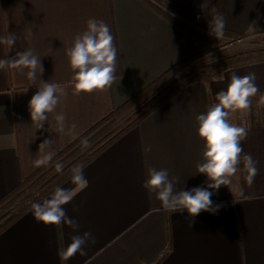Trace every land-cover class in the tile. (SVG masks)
I'll return each mask as SVG.
<instances>
[{"label": "crops", "instance_id": "crops-1", "mask_svg": "<svg viewBox=\"0 0 264 264\" xmlns=\"http://www.w3.org/2000/svg\"><path fill=\"white\" fill-rule=\"evenodd\" d=\"M170 1L204 22L222 14L225 29L234 32L264 23V0H209L207 8L201 7L204 0ZM93 18L104 21L114 36L115 79L102 91L77 95L66 50ZM9 33L16 35L17 43L11 51L0 44V58L31 49L41 58L44 72L30 80L27 69L0 70V199L39 168L34 166L37 158L50 151L56 155L173 63L209 52L207 44L142 0H0V37ZM250 65L186 86L113 141L84 166L88 187L64 205L78 221L79 233L67 225L38 222L30 208L0 233V264H264L262 70L255 73L259 92L250 98L251 109L239 125L247 130L243 153L258 161L254 183L246 182L241 163L232 182L211 197L214 205L223 207L215 214L201 212L192 227L186 210L154 211L161 208L160 201L142 187L148 168L168 169L170 177L178 178V189L207 186L208 178L197 167L205 148L196 117L218 102L216 94L226 90L233 73L241 76ZM41 80L65 89L66 96L39 129L31 121L28 103ZM60 112L68 126L76 125L73 134L55 131L54 117ZM45 140L53 143L40 150ZM60 187L75 186L70 178ZM86 231L95 237L86 255L61 259L58 249L70 243L71 235Z\"/></svg>", "mask_w": 264, "mask_h": 264}, {"label": "clouds", "instance_id": "clouds-1", "mask_svg": "<svg viewBox=\"0 0 264 264\" xmlns=\"http://www.w3.org/2000/svg\"><path fill=\"white\" fill-rule=\"evenodd\" d=\"M209 0H204L201 5L208 7ZM226 21L222 14H216L209 21V35L216 39L222 38ZM17 43L15 34H8L0 37V44L6 45L9 51ZM69 64L74 71L73 79L74 94L92 93L102 91L113 83L117 63V48L114 45V36L110 27L104 21L89 19L87 29L81 35L75 37L73 45L66 50ZM27 69V77L35 80L37 72L40 76L44 72L41 58L34 54L33 50L17 51L14 56L0 58V70ZM256 74L248 73L240 76L233 73L226 90L216 94L217 103L211 105L205 113L196 117L198 124L197 134L204 141L203 162L199 164L198 173L204 174L209 183L206 187H194L190 190L178 189L179 180L177 177H170L168 169L148 168L147 178L142 187L150 193H154L161 209L170 213L187 211L190 218V227L194 218L201 212L215 214L223 205L213 204L211 197L220 186L229 185L231 178L243 169L246 172L245 180L251 185L254 183L259 169L258 161L254 160L251 154L243 153L241 142L247 137V130L229 122L230 112L239 111L241 116L246 115L251 109V97L256 96L259 88L256 85ZM66 96L65 89L56 84L41 80L40 87L31 97L28 108L31 121L35 122L38 128H42L48 120V114L55 112L61 99ZM260 103L264 104V94L261 95ZM55 131L62 135L73 134L76 125L68 126L66 116L63 112L57 113L54 117ZM52 140H45L39 145L43 150L50 146ZM82 150L91 147L88 139L81 141ZM150 151V147L145 149ZM243 153V155H242ZM54 152H48L34 161L35 167L48 165ZM56 171L61 172L64 168L62 163L56 164ZM71 182L74 188L57 186L50 198L42 203L31 204V212L38 222L45 225L63 227L67 225L74 232L79 233L80 225L77 220L67 214L64 205L70 203L77 191L88 187L89 181L84 174V165L76 164L71 168ZM208 189H212L209 191ZM95 243V237L89 231L82 234H74L70 237V243L64 248L58 249V256L67 260L80 253L86 255L88 243Z\"/></svg>", "mask_w": 264, "mask_h": 264}, {"label": "trees", "instance_id": "trees-1", "mask_svg": "<svg viewBox=\"0 0 264 264\" xmlns=\"http://www.w3.org/2000/svg\"><path fill=\"white\" fill-rule=\"evenodd\" d=\"M142 1L167 21L210 48H216L227 40H234L244 35V32L225 29L223 37L216 39L208 34L209 22L192 16L170 0ZM262 14L264 15V6ZM200 55H202L201 52L194 53L170 65L54 155L48 165L39 167L31 175L22 179L15 188L0 199V233L30 209L32 203L51 197L57 186L71 178L73 165H87L113 141L136 127L144 117L186 86L195 82L208 83L222 72L232 68L264 62V47L235 52L200 66L188 68ZM228 119L234 124L235 112H230ZM110 126L113 127L99 138V134ZM85 138L90 141L91 147L82 150L81 141ZM57 163L64 165L61 172L56 171Z\"/></svg>", "mask_w": 264, "mask_h": 264}, {"label": "rangeland", "instance_id": "rangeland-1", "mask_svg": "<svg viewBox=\"0 0 264 264\" xmlns=\"http://www.w3.org/2000/svg\"><path fill=\"white\" fill-rule=\"evenodd\" d=\"M264 47V23L261 25H258L254 30L244 32V35L242 37H239L234 40L226 41L222 45L216 47V48H210L209 52L197 60L195 59L188 68H194L197 66H200L204 63L210 62L212 60H215L217 58L254 48ZM264 72V62L257 63V65H250L246 67V69H242L241 76L247 75L248 73H259V71ZM241 114L239 111L235 112V120L234 124L237 126L240 125L241 121ZM113 126H110L108 129H106L104 132L99 134V138L103 136L108 130H110Z\"/></svg>", "mask_w": 264, "mask_h": 264}]
</instances>
